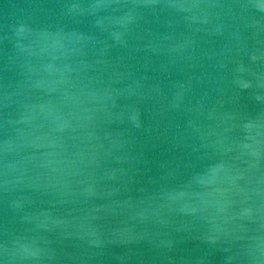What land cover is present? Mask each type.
Wrapping results in <instances>:
<instances>
[{"label":"water","instance_id":"obj_1","mask_svg":"<svg viewBox=\"0 0 264 264\" xmlns=\"http://www.w3.org/2000/svg\"><path fill=\"white\" fill-rule=\"evenodd\" d=\"M0 264H264V0H0Z\"/></svg>","mask_w":264,"mask_h":264}]
</instances>
